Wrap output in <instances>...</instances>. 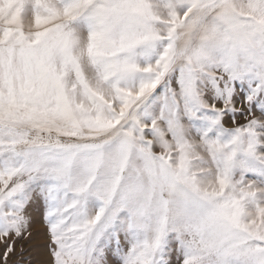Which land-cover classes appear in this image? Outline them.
I'll return each mask as SVG.
<instances>
[{
	"label": "snow or ice",
	"instance_id": "1",
	"mask_svg": "<svg viewBox=\"0 0 264 264\" xmlns=\"http://www.w3.org/2000/svg\"><path fill=\"white\" fill-rule=\"evenodd\" d=\"M35 212L43 264H264V0H0V264Z\"/></svg>",
	"mask_w": 264,
	"mask_h": 264
},
{
	"label": "rangeland",
	"instance_id": "2",
	"mask_svg": "<svg viewBox=\"0 0 264 264\" xmlns=\"http://www.w3.org/2000/svg\"><path fill=\"white\" fill-rule=\"evenodd\" d=\"M239 122L243 123V118H239ZM33 217L32 236L28 240L16 242V252L10 256L9 264H43L44 261L49 260L45 225L39 212L33 213ZM21 248L24 249L23 255H21ZM2 251L3 246L0 245V252Z\"/></svg>",
	"mask_w": 264,
	"mask_h": 264
}]
</instances>
